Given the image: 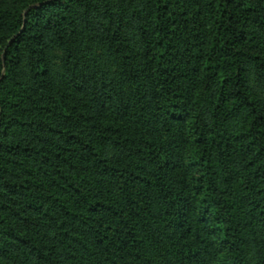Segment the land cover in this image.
<instances>
[{"label":"trees","instance_id":"obj_1","mask_svg":"<svg viewBox=\"0 0 264 264\" xmlns=\"http://www.w3.org/2000/svg\"><path fill=\"white\" fill-rule=\"evenodd\" d=\"M0 264H264V0H0Z\"/></svg>","mask_w":264,"mask_h":264},{"label":"rangeland","instance_id":"obj_2","mask_svg":"<svg viewBox=\"0 0 264 264\" xmlns=\"http://www.w3.org/2000/svg\"><path fill=\"white\" fill-rule=\"evenodd\" d=\"M106 65H107L106 66L107 69L108 70L110 69L111 72H116L117 73L119 71V69H118V67L116 65V61L107 59ZM183 129H184V136H185V140H186V146H185L184 149H185V152H187L191 148V140H192V138L190 136V130L188 128V121L184 122V128ZM187 171L189 172V169L188 168H184V172L187 173Z\"/></svg>","mask_w":264,"mask_h":264}]
</instances>
